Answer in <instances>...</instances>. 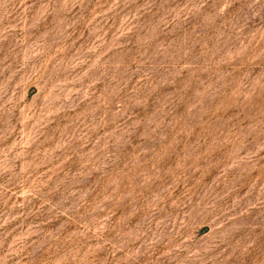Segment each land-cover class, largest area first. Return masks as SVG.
Returning <instances> with one entry per match:
<instances>
[{"label":"rangeland","instance_id":"1","mask_svg":"<svg viewBox=\"0 0 264 264\" xmlns=\"http://www.w3.org/2000/svg\"><path fill=\"white\" fill-rule=\"evenodd\" d=\"M0 264H264V0H0Z\"/></svg>","mask_w":264,"mask_h":264}]
</instances>
